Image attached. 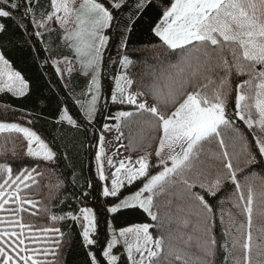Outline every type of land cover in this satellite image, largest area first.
<instances>
[{
	"label": "snow or ice",
	"instance_id": "obj_1",
	"mask_svg": "<svg viewBox=\"0 0 264 264\" xmlns=\"http://www.w3.org/2000/svg\"><path fill=\"white\" fill-rule=\"evenodd\" d=\"M32 2L26 0V13L34 14ZM122 2L110 0L111 7L115 9H119ZM0 3L8 4L11 9H0V18H10L12 10L20 7L17 3H9V0H0ZM148 3L150 0H143L137 7L143 9ZM50 7L51 11L44 14L42 20L34 21V26L47 28L48 23L54 21L63 32L62 41L67 44L72 59L66 56L53 66L61 76L65 71L70 76L78 65L81 74L89 77L87 92L84 93L87 99L78 103L91 123L99 110L103 50L110 39L105 33L113 27V13L98 0H50ZM4 27L0 23V32L4 31ZM124 31L130 32L131 27L126 25ZM153 33L164 48L177 56L175 63L169 61L160 64L158 69L152 68L154 82L149 87L156 103L149 107L147 101H139L143 92L132 91L135 80L127 70L134 62L126 54L119 61L124 71L115 77L111 101L132 105L136 109L120 111L113 117L120 136L124 135L120 131L122 125L148 114L145 123L161 133L155 155L160 159L163 170L149 175L150 153L139 156L135 161L129 156L127 162L121 160L118 166L109 159L108 164L115 171L111 173L110 187L107 183L103 184L102 196L116 198L107 206L109 214L138 208L153 222H159L156 198L167 192L174 197L169 198L165 205L167 242L163 233L154 236L150 232V228L164 225L136 224L118 231L111 230V239L103 250V256L107 264H118L119 257L112 251L122 243L129 264H214L218 243L214 233L216 213L205 196L193 189L199 187L208 195L215 196L230 181L235 186L234 191L226 200L220 201L219 221L224 226L225 237L220 247L227 253L225 261L232 254V249L238 248L243 253V264H252L254 244L257 248L264 247V228L259 230L254 240L255 194L250 184L239 181L237 174L243 169L234 167L233 159L243 156L246 166H264V0H172L153 28ZM126 47V37H123L120 48ZM61 63L65 64V69L60 68ZM233 74L246 77L235 86L234 115L253 133L257 152L250 148L227 112ZM28 90L29 84L23 75L14 71L4 54L0 53V93L23 97ZM173 106L174 110L170 111ZM65 122L71 127L79 126L67 109L62 110L57 121ZM224 129L237 133L239 152L234 150L229 153L222 135ZM5 132L23 136L27 142V157L55 162L56 153L36 131L15 123H0V134ZM100 139L102 144L103 136ZM213 142L218 144L219 151H210L208 158L219 161L220 167H217L214 179L209 180L208 173L199 165L203 163L201 155L205 153L206 146ZM177 148L180 151H176ZM102 151L101 148L95 158L98 178L106 182L109 178L101 163ZM165 151L168 155L161 158ZM0 171L6 177L0 183V211H5V205L9 203L17 205L11 210L13 218H0V226L6 225L0 227V264H48L35 257L57 255L60 237L63 236L61 230L45 227L37 230L41 233L37 236L32 234L33 225L24 223L22 217L15 215L26 211L25 204L37 207L38 202L21 196V192L38 183L36 177L41 173L37 168H25L13 174L12 168L7 165L0 167ZM145 177L147 179L138 191L120 198L121 189L126 184L130 186ZM170 188L176 190L169 192ZM226 203L231 208L226 209ZM261 215L264 216V212ZM67 216L80 226L84 246L94 245L96 241L92 237L96 232L97 217L93 208L81 207L78 215L68 213ZM51 219L56 221L64 217L53 215ZM173 232L179 234V243L172 242ZM53 233L57 235H51ZM229 238L231 249L228 247ZM26 241L38 247L30 248ZM89 255L92 264H97L96 257L91 252ZM235 264H240V261L236 259Z\"/></svg>",
	"mask_w": 264,
	"mask_h": 264
},
{
	"label": "trees",
	"instance_id": "obj_2",
	"mask_svg": "<svg viewBox=\"0 0 264 264\" xmlns=\"http://www.w3.org/2000/svg\"><path fill=\"white\" fill-rule=\"evenodd\" d=\"M103 1L105 6L112 11L114 20L113 27L106 31L110 37L107 47L103 50V66L101 72V99L98 105V112L91 123L84 117L80 105L77 103L82 94L79 87L66 88L51 63L53 50L58 51L63 46L62 35L52 30L43 32L37 36L31 15L44 17V14L51 11L50 0H33L31 7L34 14L25 12L26 0H9V3L20 5L18 10H12L10 18H0L4 24V31L0 32V53L10 62L14 71H19L29 84V90L23 97L13 96L11 93H0V122L15 123L29 127L36 131L45 142L56 153L55 162H44L34 160L25 155V140L21 134L2 133L0 134V167L7 165L13 170V174L28 168H37L41 175L37 176L38 183L31 188L24 189L21 196L38 202L36 208L25 204L26 211L15 214L17 218L22 217L23 222L34 226L33 233L41 235L38 229L45 227L59 228L63 233L60 237V245L57 255L50 256V264H92L91 252L97 260V264H107L103 256V250L111 239V230H119L132 224L148 223L155 226L150 228L154 236L164 234L168 237L167 231V208L166 202L170 197L166 192L156 198L159 208L160 220L153 222L142 209H125L117 214H109L107 206L111 205L116 198H104L102 196L101 181L98 178L93 147L97 145L103 125L109 121H115L113 117L120 111H136L134 106L127 104L112 103L115 77L121 70L120 60L127 55L133 60V65L128 68V74L135 80L133 88L143 86L147 97L152 98L150 85L153 84L151 75L152 68L160 64L175 63L177 56L164 48L153 33V28L160 21L163 12L170 6L172 0H150L143 9L137 5L143 0H123L119 9L111 7L110 0ZM0 9H9L8 4L0 3ZM129 25L131 31L125 33V26ZM123 37H126V49H121L120 44ZM246 77L232 76V91L228 97L227 112L235 121V127L249 142L254 152L255 140L253 133L246 125L235 118V86ZM191 90V89H189ZM154 100V99H153ZM155 101V100H154ZM156 102V101H155ZM67 109L69 114L77 121L78 127H71L66 122L57 123L62 110ZM148 114L137 116L131 121L122 125L125 142L124 151L131 156H149V175L157 173L162 164H157L155 152L161 133L152 129L145 121ZM228 151L231 154L234 150L239 152L240 141L236 139L237 133L231 129H224L222 132ZM129 137H134L135 145L127 147ZM235 145V148L233 147ZM218 152L216 142L206 146L205 153L201 155L202 164L199 165L206 173L208 179H214L219 161L209 160V152ZM234 167L243 169L237 176L242 184H250L255 194L253 213V236L254 240L259 230L264 228V166H246L243 156L233 159ZM255 173L256 175H252ZM6 178L0 171V183ZM247 178V179H245ZM145 178L138 179L132 185H126L121 189L120 198L138 191L145 182ZM91 185V187L89 186ZM23 188V185H21ZM179 187V186H177ZM235 186L226 182L215 196H210L199 187L193 189L205 196V199L213 207L216 213V227L214 229L217 239V250L214 264H235L236 259L243 264V253L241 250L232 249V254L225 261L227 253L220 245L225 242L223 235L224 226L220 224L219 212L220 201L226 200L234 191ZM170 188L169 192L175 191ZM87 192L88 195H84ZM9 207L0 213L7 214L5 219L13 218V212L17 208L15 203H9ZM81 207L93 208L97 217L96 232L93 239L94 245L84 246L80 226L68 218L67 214H79ZM224 207L231 208L226 203ZM174 211V208H173ZM235 212V209H232ZM35 212V215L31 213ZM64 217L53 221L52 216ZM227 220V216H225ZM175 227V225H173ZM17 230H19L17 228ZM53 236L57 234H51ZM178 233H172V242L179 243ZM228 247L231 249V239H228ZM195 253V247L192 249ZM113 255L119 257L118 264H129L121 245L113 248ZM252 264H264V247L257 248L254 244L252 251ZM163 264V262H161Z\"/></svg>",
	"mask_w": 264,
	"mask_h": 264
},
{
	"label": "rangeland",
	"instance_id": "obj_3",
	"mask_svg": "<svg viewBox=\"0 0 264 264\" xmlns=\"http://www.w3.org/2000/svg\"><path fill=\"white\" fill-rule=\"evenodd\" d=\"M98 2L104 3L103 1H99V0H98ZM43 18L44 17H38V16H35V15H31V19H32L33 24H34V21L38 22V21L42 20ZM51 28L55 32L57 31V32H59V34L61 33V35L63 36V32L61 31L59 26L54 21L49 22L48 25H47V28H39L38 29V28L35 27L36 31L40 32L41 34L43 32H45V31H46L45 33H47L48 31L52 30ZM63 44H64L63 46L59 47L58 51H54L53 50V54L54 55H53V57L51 59L52 65H54L57 61L64 60V58L66 56L69 59H72V53L68 49L67 44L64 43V42H63ZM65 67H66L65 64H63V63L60 64V68L61 69H65ZM55 70H56V68H55ZM123 71L124 70L121 67V70L119 71L118 75H120ZM58 75H59V77L61 79V82L63 83V85L66 86V88H71L73 90L74 87H79V89H81V91H79V93L82 94V96H81V98L78 99V101H83V100L87 99V97L84 96V93L87 92L89 77H86V76L81 74L78 65L76 67V70H74L70 76L66 73V71H65L63 76H61L60 74H58ZM138 87L140 89L134 87V88H132V91L133 92H143L144 93V95L139 97V101L140 102L147 101V104H148L149 107L153 106L156 102L153 99L147 97L143 86H138ZM114 88H115V84H114ZM114 88H113V90H114ZM78 101H77V103H78ZM174 107L175 106L171 107L169 110L170 111L174 110ZM118 113L119 112H117L116 114H118ZM0 123H5V122H0ZM116 123H117V121L115 120V121H112V122L111 121L106 122L103 125L102 130L100 132V138H101V136H103V138H104L103 142L101 144V139L99 138V142L97 143V145L95 147H93L96 169H97V161H96L95 157H96L98 152H101V148L103 149L102 156H101V163L103 164L104 173L109 179L106 182H101V187L102 188H103V184L104 183H107L108 186L110 187L111 173L113 171H115V169L113 167L109 166L108 160L110 159L113 162V164L118 166V164H119V162L121 160H125V162H127L126 158L132 155L130 153H126L125 154V151H124L125 142L123 140V137L120 136V133L115 128V124ZM106 126H107V128H106ZM23 127H26V126H23ZM120 131L122 132V129H120ZM118 137H119V139H118ZM130 141H131V144H130ZM134 145H135L134 137H129L128 140H127V147L131 148ZM158 146H159V139H158V143H157V148H158ZM25 148H27V142L26 141H25ZM176 151H180V149L177 148ZM167 155H168V152L165 151L161 158L166 157ZM138 157L139 156H137V157L131 156L133 161H135ZM157 164H161L160 163V159H158V158H157ZM169 166H171L170 162H169ZM162 170H163V166L154 175L158 174ZM12 190L13 189H8L7 191H12ZM127 196H129V195H127ZM127 196H125V197H127ZM9 205L10 204L5 205V209H8L9 207H7V206H9ZM6 215L7 214L0 213V218H4L5 219ZM133 225H136V224H132V225H129V226H133ZM129 226H127V227H129ZM0 227H6V225H2ZM17 231H19V230H17ZM116 231H118V230H116ZM32 234H35V233H32ZM35 235H37V234H35ZM37 236H39V235H37ZM26 243H28L30 248L38 247V245L33 244V243L29 242V241H26ZM120 245L122 247V250H123L124 254L127 257V253L124 250L123 244L121 243ZM45 246H52V245H45ZM50 256L51 255L45 257L43 255H39V256H37L35 258L39 259V260H42V261H47L48 264H50V261H51V259L49 258ZM127 260H128V258H127Z\"/></svg>",
	"mask_w": 264,
	"mask_h": 264
}]
</instances>
